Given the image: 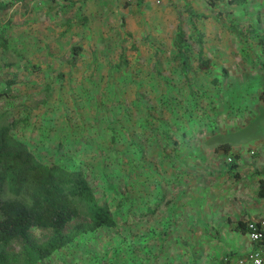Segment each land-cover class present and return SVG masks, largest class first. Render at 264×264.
<instances>
[{
    "label": "crops",
    "instance_id": "crops-1",
    "mask_svg": "<svg viewBox=\"0 0 264 264\" xmlns=\"http://www.w3.org/2000/svg\"><path fill=\"white\" fill-rule=\"evenodd\" d=\"M128 1L16 0L13 7L23 11L22 3H35L47 14L49 4L51 10L60 9L64 25H71L69 32L75 30L73 25H77L79 41L86 44V28L88 25H97V16H101L104 11L127 10L131 5L139 6L140 9L147 8V5L153 8L159 1L161 5L166 3V0ZM204 1L205 3L192 5L211 8L214 12L221 9V19L229 25V29L232 22L237 21L239 25L245 23L243 28L251 37L244 38L255 40L257 46L255 44L254 49L243 50L231 48L232 45L235 46L231 43V36L237 41L244 33L239 27L232 29L229 34L225 31L199 34L200 43L196 49L187 52V67H183L184 64H180L177 59L172 60L175 62L173 66H167L192 72L189 80L180 79L170 92L178 91L182 100H177L175 107L166 105L162 109L155 108L159 111L154 115L150 114L151 117L146 116V106L142 103L141 113L139 112L131 126L138 136L134 139L139 140L142 152L141 158H134L131 163L133 169L140 174L138 177L132 174L127 179L131 183L129 197L117 216H125L127 220L121 226H125L128 231L143 233L142 238L145 239L142 242L161 248L157 261L149 257L148 264H236V259L252 244L245 232L234 228L235 222H245L248 218L264 214V179L261 177L264 172V132L258 139L233 138L222 141L229 143V151L235 154L234 166L231 168L223 161L225 153L222 149L215 150L218 143H212L210 139L215 132V127L211 124L214 103L219 110L216 114L225 112L218 124L219 130L225 128L230 131L238 127L241 122H236L235 126V119L230 117L246 120L250 113H257L260 121H264V78L260 74L261 67L264 66V3ZM119 3L131 4L123 6ZM182 8L188 9V3H182ZM243 8L254 10L251 26L246 23L249 22L248 13L244 15L241 12ZM220 15L210 19L219 20ZM22 18L26 20L25 23L21 21L23 28L29 27L28 24L32 25L35 19L33 15L27 16V13ZM89 37L95 39L96 35L90 33ZM188 39L197 42V34L190 35ZM125 44L131 46L129 39H125ZM175 52L176 48L173 53ZM145 55H148L147 51L142 54ZM128 64L127 62L125 68L119 69L126 72L156 69L153 64ZM227 69L237 71L238 79L232 82L229 80L228 83V76L223 84L220 81V76H223L221 72L226 74ZM94 70L97 71V67ZM136 80L132 77L126 84H133ZM252 81L257 82L256 85L252 86ZM229 87H236L235 92L242 97L238 107H234L237 109L236 114H232L233 110L230 109L226 111L228 108L225 109L223 105V98L230 94ZM131 100L135 101L133 97ZM133 107L127 102V110L130 111ZM136 121L140 122L138 126ZM129 133L127 130L126 136ZM132 144L127 142L125 145L129 152L134 149ZM127 161L126 166H129ZM100 162L97 160V165ZM112 183L117 190L124 191L122 181L117 177ZM260 183L263 195L258 193ZM120 196L121 193L117 192L116 201ZM152 204L155 206L153 210ZM150 234L154 236L151 240L148 239Z\"/></svg>",
    "mask_w": 264,
    "mask_h": 264
},
{
    "label": "rangeland",
    "instance_id": "rangeland-1",
    "mask_svg": "<svg viewBox=\"0 0 264 264\" xmlns=\"http://www.w3.org/2000/svg\"><path fill=\"white\" fill-rule=\"evenodd\" d=\"M182 3H188V9L182 8ZM192 3H205V1L166 0L165 5H161L159 1L153 8L151 5H147V8L140 9L139 6L131 5V8L127 10L104 11L101 16H97V25H88L86 28L88 39L86 44L84 41L83 44L81 43V51L77 56L76 63L72 66L65 63V58L68 56L69 45L77 41L80 42L77 36V25H73L75 30L69 32L68 29L71 25L69 23L64 25L63 13L58 8L48 9L49 13L47 14L42 11V7L36 6L37 8L32 9L30 6L32 4L26 5V9L23 11L12 7L10 10L12 24L9 25L7 34L13 44L15 37L20 34L25 35L21 46L17 45L18 49L23 54V59L28 67H33L30 65L32 63L37 67L31 71L28 68L22 69L21 65L24 60L21 59V64L17 66L18 69L15 73V82L11 85V92L15 96L9 98L5 94L0 97V107L16 112V116H28L26 126L22 131H16L15 134L26 140L29 147L44 161L61 162L68 165L73 160L74 163L80 165L87 175L94 193L99 197V186L103 180L97 170L99 168L97 165V129H100L101 123L119 119L117 123L122 121L121 126H125L124 130H118L116 127L119 133L125 134L129 130V135H136L131 126L135 118L139 116L137 108H141L140 103L144 102L146 106L162 109L171 97L176 99L175 101L182 100L177 94L178 91L170 92L174 90L173 86L180 79L189 80L192 72H183L179 68L176 70L167 67L175 64L171 55L175 50L173 38L177 26L184 31V35L187 37L192 34L205 35L218 31H225L229 34L228 32H231L232 29L239 27L240 31H244V33L242 32L243 34L237 38V41L230 35L233 38L231 43L235 44L231 48L243 50L244 48L254 49L255 44L257 46L255 40L244 38V36L251 37L243 28L245 23L239 25L237 21L232 22L231 29H229V25L221 19V9L214 12L211 8L194 6ZM223 3L228 2L224 1ZM239 3H264V0H242ZM119 4L126 6L131 3ZM241 12L244 15L248 13L249 22L246 23L251 26L254 20V10L243 8ZM25 13L27 16L33 15L35 19L32 25L27 23L29 27L23 28L21 21L26 22L22 18ZM3 14L6 16L7 11ZM218 14L220 15L219 20L210 19ZM30 28H33L32 32L27 34L26 32ZM89 32L96 35L95 39L89 37ZM228 37L229 35H227V43ZM125 39H129L131 46L125 44ZM187 44L190 49L194 50L198 42L188 39ZM151 46H156V49ZM46 50L50 52L46 54ZM146 51L148 55L142 56ZM121 55L126 57L128 65L146 63L153 64L156 69L122 71L115 66ZM3 60V55L0 54V78H7L13 72L10 67L2 65ZM89 64L92 65L90 70L87 68ZM106 65H110V68ZM162 65L164 66L162 67ZM95 67H97V71L94 70ZM230 70L232 69H227V73L220 76V81L223 84L228 76V83H230L229 80L232 82L238 79V72ZM58 71L61 72L60 76L57 74ZM261 71V78H264V66L261 67ZM112 76L113 78L115 76L116 82L111 78ZM132 77L137 79L135 83L126 84ZM47 82L51 85V89L46 101L42 103V86ZM255 83L257 82L252 81V86L256 85ZM1 87L2 83L0 82ZM228 89L230 94L228 93V96L223 98V105L225 109L228 108L226 111L230 109V111L233 110L232 114H236L237 109L234 107H238L242 97L235 92L237 91L236 87ZM132 97L135 101H130ZM127 102L131 103L132 107L134 106L130 111L124 106L127 105ZM118 103L123 105H118ZM213 105L214 115H212L213 123L211 124L215 127V132L210 136L212 143H220L225 139L233 138L237 140L258 139L263 134L264 121H260L261 118L257 113L256 115L254 113L253 115L252 113L247 114L246 120L233 118L229 115L231 119H235L234 122L232 121L234 124L238 121L241 123L230 131L225 128L219 130L218 124L221 123L225 112L216 114L219 110L215 103ZM158 111L152 110V115ZM32 119H34L33 122ZM39 119H45L47 122L49 119L44 133H41L35 126V123H39ZM111 125L115 127L117 124L114 121ZM136 126L138 125L136 124ZM138 128L140 129V127ZM94 132L96 135L93 136ZM103 135H105L104 140L108 135V130ZM80 137L81 140H79ZM73 144L84 145L82 146L83 150L75 152L76 148H74L72 152ZM60 148L62 150H59ZM109 152L111 153L108 150ZM105 154L107 157L109 156L107 152ZM107 157L104 159L109 164L112 157ZM117 171L120 172V168ZM109 199L112 206L115 199L113 201L111 198ZM121 217L115 218L117 222L122 219ZM124 221L120 220L119 223H124ZM128 230L126 227H105L89 232L83 241L75 242L72 250L61 248L42 264H65L67 261H70L69 264H83L79 263L80 260L86 258V255L94 253L97 255V264H113L114 262L111 263L109 258L112 261L115 259L118 264L121 262L124 264H145L148 263L147 258L149 257L155 258L156 262L161 248L149 246L148 242L142 243V240L138 244H132L131 240L127 238H130L132 234L139 233L143 237V233L128 232ZM115 235L124 238L118 241L117 245L114 244L116 239L113 238L117 237ZM152 237H154L153 234H150L148 239L151 240ZM135 260L137 261L135 262Z\"/></svg>",
    "mask_w": 264,
    "mask_h": 264
},
{
    "label": "trees",
    "instance_id": "trees-1",
    "mask_svg": "<svg viewBox=\"0 0 264 264\" xmlns=\"http://www.w3.org/2000/svg\"><path fill=\"white\" fill-rule=\"evenodd\" d=\"M15 1L0 0V54L3 55L4 59L2 65L10 67L13 72L10 77L0 78L2 83L0 97L6 94L9 98L15 96L11 92V85L15 82V73L18 69L17 66L21 64L20 60H24L23 54L17 45L21 46L25 35L20 34L15 37L13 44L7 34L8 27L12 24L10 10ZM224 1L239 3L242 0ZM22 4L23 6L25 5L24 9H26L25 7L28 4H32L30 5L32 9L34 7L37 8L35 3ZM48 7L52 9L50 4ZM6 11L7 14L5 16L3 13ZM67 22L65 21V23ZM32 29L30 28L26 33L30 34ZM197 37V42L200 43L199 34H197ZM187 40L188 37L184 35V31L177 26L173 38L176 52L171 55V59H177L180 64H184L183 67L185 68L187 67V52L190 50ZM151 47L156 49V46ZM80 51L81 42L71 43L68 47V56L65 58V63L69 66L74 65ZM49 52V50H46L45 53ZM125 58L121 55L119 57L120 63L117 62L115 66L117 68H125L127 65ZM197 58H199V55H197ZM30 65H33V67H28L24 60L21 66L22 69L28 68L29 71L37 68L34 63ZM89 66L90 64L87 68ZM107 66L110 68V65ZM57 74L60 76L61 72L58 71ZM221 74L224 75L225 72L222 71ZM111 78L116 82L115 76ZM42 88L43 98H41V102L44 103L46 97L49 96L51 85L47 82L43 84ZM141 105L142 103L139 106ZM166 105L175 107L176 101L171 97ZM124 106L126 107V105ZM137 109L141 113L142 109ZM152 110H155V106H146V116L151 117ZM15 114L16 112L8 108L0 107V264H42L55 251L61 248L72 250L75 242L77 240L83 241L85 235L89 232L105 227H125L121 226L123 222L119 223V221L125 220V223L127 219L125 216H117L119 213L117 209L122 208L127 197H129L131 183H128L127 179L132 174L135 177L140 174L139 171L136 172L133 169L131 163L134 158L140 159L142 156L141 144L139 140H136L138 136H126V134L119 133L117 129H125V126H121L123 124L122 121L117 123L119 119L109 123H101L100 129H97V160L101 161L97 170L103 180V183L99 186L100 196L98 197L94 193L83 168L74 163L73 160L67 165L61 162L40 159L29 147L26 140L19 138L15 134L16 131H22L23 127L26 126L28 116H16ZM33 120L31 121L33 122ZM137 120L139 121V119ZM114 121L117 124L115 127L111 125ZM48 123L49 119L48 122L45 119H39V123H35V126L39 128L41 133H44ZM135 123L137 125L140 124L137 121ZM106 130H108V135L103 140L105 136L103 134L106 133ZM94 135H96V132H94ZM79 140H81V137ZM127 142L129 144L133 143L131 146L134 149L130 152L127 150V146L125 147ZM82 146L84 145L73 144L71 151L73 152V149L76 148L75 152H79L83 150ZM61 148L59 150H62ZM214 148L215 150L222 149L225 157L229 151V143L220 142ZM108 150L111 153H108ZM106 152L109 154L108 157H112L109 164L104 159V157H107ZM234 156L235 154L232 153L233 158L230 162L223 160L230 168L234 166ZM126 160H128L127 165L129 166H126ZM119 168L120 172L117 171ZM115 177L122 181L125 192L119 191L112 186L114 185L112 181L115 180ZM117 192L121 193L118 201H116ZM258 193L263 195L261 183L259 184ZM109 198L112 201L115 199L112 206ZM154 208L155 206L152 204L151 210ZM116 217H121L122 219L117 222ZM234 228L241 232H246L245 222L243 221H236ZM113 239L117 240V243L116 240L114 242L117 245L118 241L124 238L117 236ZM127 239L131 240L132 244H138L142 240V235L140 233L132 234ZM109 260L111 263L114 262L113 264H118L115 259L112 261L109 258ZM137 260L140 262L139 259ZM69 263L70 261H67L65 264ZM79 263L97 264V255L95 253L93 255L88 254ZM121 264H124V262H121Z\"/></svg>",
    "mask_w": 264,
    "mask_h": 264
},
{
    "label": "built area",
    "instance_id": "built-area-1",
    "mask_svg": "<svg viewBox=\"0 0 264 264\" xmlns=\"http://www.w3.org/2000/svg\"><path fill=\"white\" fill-rule=\"evenodd\" d=\"M232 158V152L228 151L224 160L230 162ZM261 177L264 179V172ZM245 227V233L252 246L236 259V264H264V214L246 219Z\"/></svg>",
    "mask_w": 264,
    "mask_h": 264
}]
</instances>
